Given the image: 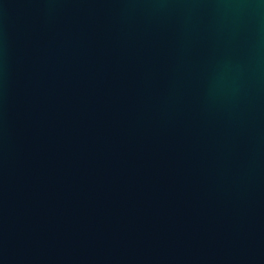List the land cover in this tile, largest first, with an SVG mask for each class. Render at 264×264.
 I'll use <instances>...</instances> for the list:
<instances>
[{"label": "water", "instance_id": "95a60500", "mask_svg": "<svg viewBox=\"0 0 264 264\" xmlns=\"http://www.w3.org/2000/svg\"><path fill=\"white\" fill-rule=\"evenodd\" d=\"M0 264H264V0H0Z\"/></svg>", "mask_w": 264, "mask_h": 264}]
</instances>
